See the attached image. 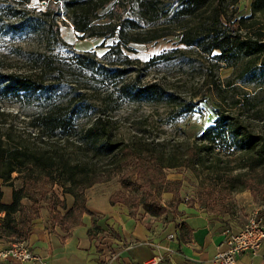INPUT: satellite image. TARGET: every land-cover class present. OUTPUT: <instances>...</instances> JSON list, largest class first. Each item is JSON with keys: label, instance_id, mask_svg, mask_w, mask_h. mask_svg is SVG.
Returning <instances> with one entry per match:
<instances>
[{"label": "rangeland", "instance_id": "rangeland-1", "mask_svg": "<svg viewBox=\"0 0 264 264\" xmlns=\"http://www.w3.org/2000/svg\"><path fill=\"white\" fill-rule=\"evenodd\" d=\"M135 1L114 0L105 12L100 13V18L105 19L96 22L104 23L109 17H113L111 21L117 24L125 19L136 20L140 28L129 31L130 36L138 33L145 36L152 32L160 35L173 31L162 20L154 25L139 20ZM164 2L171 8L175 6L174 0ZM26 8L38 16L58 13L54 19L64 44L52 45L46 39L42 41L35 36L1 39V71L28 73L32 70V64L26 58L28 52L48 53V48L52 49L57 62L75 80L71 85L66 81L55 100L65 105L71 98L68 95L77 93L83 96L89 108L77 119V135L99 117L106 123L109 143L117 150L107 157H92L91 154H83L76 138L55 143L38 137V133L30 127L31 118L43 106L37 102L3 101L0 104V112L4 113V117H0V137L8 132L16 142L24 144H32L36 139L34 142L41 149L54 148L73 163L80 162V169L84 171H77V182L73 188L79 198L78 203L82 198L87 201L91 197L111 194L127 208L129 215L142 213L144 203L157 205L164 209L158 219L163 225L172 222L177 226L185 213L200 215L216 225L224 235L242 228L248 216L264 204V151L221 150L223 152L219 155L207 156L202 166L191 168L189 164L193 152L207 145L199 143L196 138L218 116L229 118L226 125L232 123L231 120L235 121L238 127L237 146L249 137H259L264 141V67L261 64L253 63L251 71L241 75L247 60L236 67L217 65L211 57L180 44L179 36L174 33L148 44L130 42L122 46L120 56L110 59L118 58L124 64L109 68L126 70L127 73L117 83L113 80L102 83L96 73L74 70L72 56L94 54L98 62H102L103 55L114 45L115 39H82L60 10V5L54 1L30 0ZM229 9L237 17L252 15L251 0H238ZM18 47L21 52L16 49ZM169 53L172 54L170 60L156 61L147 66L153 57ZM122 83L160 84L172 96V101L161 104L121 101L115 92ZM188 106H192V111L184 113ZM229 135L227 133L225 137L229 139ZM153 141H159L163 146H146ZM228 145V140L220 142L222 149ZM135 147L140 148L139 156H135ZM169 153L172 162L168 160ZM169 162L175 166L170 167ZM38 173L12 174L11 187L0 181V187L10 195L13 188L19 189L25 183L21 210L15 215L23 226L27 225V221L38 218L44 210L51 221L52 217L55 220V217L61 218L66 212L61 207L62 203L70 209L75 202L61 185L64 179L61 171L53 172L54 177L59 178L57 184H52L50 179ZM0 193L3 196V192Z\"/></svg>", "mask_w": 264, "mask_h": 264}, {"label": "trees", "instance_id": "trees-1", "mask_svg": "<svg viewBox=\"0 0 264 264\" xmlns=\"http://www.w3.org/2000/svg\"><path fill=\"white\" fill-rule=\"evenodd\" d=\"M50 1L60 5V10L64 12L74 31L82 35V39L113 38L116 40L103 55L102 62H98L94 54H74L72 56L74 70L80 73H96L102 83L111 82V80L117 83V80L127 73L126 70L109 68L119 63L124 64L118 58L117 60L110 59V57L120 56L122 46L130 42L148 44L174 33L179 36L180 44L196 49L201 55L211 57L217 65L236 67L243 60H247L242 67L241 75L248 74L253 63L264 67V0H251L252 15L249 17H237L232 14L233 12H229V8L233 7L238 0H174L173 8L164 0H136L139 20L151 25L162 20L168 23V27L173 28V31L160 35L152 34V32L145 36L139 33L129 35V31L140 28L136 20L125 19L117 24L111 21L113 17H109L104 23L96 22L98 19H105V17L100 18V13L105 12L107 6L114 0ZM29 3L30 0H0V40L35 36L42 41L46 39L52 45H63L64 42L60 38L59 28L54 19V16L59 14L34 15L26 8ZM192 22L194 24L191 25ZM19 48L16 49L21 52ZM52 52L49 48L48 53L46 51L28 52L26 58L32 64V70L28 73H3L0 69V104L9 100L42 104L39 113L30 120V127L38 133V137L55 143L76 138L83 154H91L92 157L109 156L117 149L109 143L110 137L106 123L99 117L94 118L77 135V119L89 109L85 105L83 96L70 93L68 96L71 95V98L65 105L55 100V96L60 94L66 81L71 85L75 80L57 62V57ZM171 56V53L155 56L147 66L156 61L170 60ZM115 93L121 101L133 103L161 104L172 101V96L157 83L145 85L122 83ZM192 109V106H188L184 113H189ZM0 117H4L3 112H0ZM227 120L229 118L218 116L212 125L201 131L196 141L207 145L200 146L193 152L191 163L189 162L191 168L202 166L207 156L219 155L223 152L221 150L233 149V151L245 153H255L256 150H259L258 153L264 151V141L259 137H249L247 141L237 146L238 127L233 120L230 121L232 123L226 125ZM227 133H230L229 139L225 137ZM35 140L32 144L16 142L8 132L3 138L0 137V181L11 187L12 174L16 173L21 176L25 172L37 171L39 175L50 179L52 184H57L60 181L59 178L54 177L53 172L61 171L64 176L61 185L66 189V194L74 197L75 202L70 209L62 203V209L66 210L65 215L61 218L55 217L56 220L52 217V220L61 226L69 227L78 224L83 214L92 216L85 206L86 200L82 198L78 203L79 198L73 191L77 182L76 176L84 171L80 169L82 168L81 163H73L54 148L41 149L38 143L34 142ZM227 140L229 145L222 149L220 142ZM149 145H153L154 148L163 146L159 141L156 143L153 141L146 146ZM139 150L140 148L135 147L134 152L137 154L135 156L140 155ZM169 155L168 160L172 162L171 153ZM170 162L169 166L174 167L175 165ZM24 184L19 189H12L9 204L1 202L2 194L0 193V213L3 214L0 218V228L6 236L14 237L17 242L23 241L31 230L30 221L23 226L22 222L15 217L20 212L21 201L25 197ZM118 202L113 199L112 195L110 196V204ZM142 209L145 214L155 218H159L164 212L162 207L146 203L142 204ZM19 225L21 227H18ZM178 227L183 229L186 225L182 224Z\"/></svg>", "mask_w": 264, "mask_h": 264}, {"label": "crops", "instance_id": "crops-1", "mask_svg": "<svg viewBox=\"0 0 264 264\" xmlns=\"http://www.w3.org/2000/svg\"><path fill=\"white\" fill-rule=\"evenodd\" d=\"M0 191L1 202L9 204L10 193L1 187ZM110 196L88 198L86 208L92 216L83 214L78 224L69 227L51 221L47 211H42L30 221L31 230L23 241L48 264H143L155 256L165 258L160 264H205L225 236L200 215L185 213L177 226L163 225L144 212L129 215L123 204H110ZM182 224L186 228L178 227ZM169 234L174 238L169 239ZM14 241L1 229L0 249ZM238 264H264V247L256 257L241 255Z\"/></svg>", "mask_w": 264, "mask_h": 264}, {"label": "built area", "instance_id": "built-area-1", "mask_svg": "<svg viewBox=\"0 0 264 264\" xmlns=\"http://www.w3.org/2000/svg\"><path fill=\"white\" fill-rule=\"evenodd\" d=\"M3 214L0 213V217ZM173 239V235L168 236ZM264 247V204L255 209L247 218L246 223L236 232H227L217 245L215 254L205 264H238L241 255L258 256ZM167 257H169L167 255ZM165 258L155 256L143 264H160ZM21 264H48L45 259L35 255L25 241H18L0 249V264L8 261Z\"/></svg>", "mask_w": 264, "mask_h": 264}]
</instances>
